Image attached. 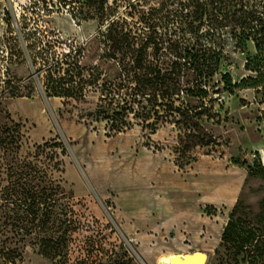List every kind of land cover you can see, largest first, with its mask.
Segmentation results:
<instances>
[{"label":"rangeland","instance_id":"1","mask_svg":"<svg viewBox=\"0 0 264 264\" xmlns=\"http://www.w3.org/2000/svg\"><path fill=\"white\" fill-rule=\"evenodd\" d=\"M243 21L264 24V0H0V185L56 191L71 225L66 264L194 253L254 264L264 178L248 166L264 165V86L231 90L257 77L246 68L255 43L240 40L260 29ZM35 58L98 68L99 85L131 102V127L114 135L88 119L99 93L50 96ZM20 264L58 263L28 245Z\"/></svg>","mask_w":264,"mask_h":264},{"label":"trees","instance_id":"2","mask_svg":"<svg viewBox=\"0 0 264 264\" xmlns=\"http://www.w3.org/2000/svg\"><path fill=\"white\" fill-rule=\"evenodd\" d=\"M67 1L69 0H63V2ZM251 19L254 22L258 17L257 15L249 17L250 22ZM240 29H260L253 35L252 31L244 30L240 40L244 45L250 40L255 43L258 55L247 63L246 68L256 73L257 77L242 79L239 83L230 85L231 90L259 89L264 86V24L251 26V23L243 21ZM219 53L215 54L216 64H220ZM34 63L40 66L41 74H45L44 86L50 96L63 98L68 105L73 102L87 103L92 96L99 93L96 96L100 101L98 111L87 115L88 119L92 118L93 122L108 121L109 130L114 135L125 133L131 127L129 118L132 110L131 102L116 99L108 87L109 81L99 85L102 72L98 68L82 67L75 62V58L71 62L58 60L54 64L44 61L38 63L35 58ZM202 68L209 77L217 72L216 67H206L205 64ZM200 92V97H207L202 89ZM86 125L92 126V124ZM10 137L11 135L6 137L1 144L10 140ZM248 173L251 177L264 178V165L255 161L248 166ZM20 179L23 178L20 177ZM60 200L56 191L45 187L41 189L39 186L35 187L26 179L18 180L6 187L0 185V264L22 263L28 245L39 247V253L45 259L58 264L67 263L71 225L67 213L63 209L60 212L57 211ZM261 212L264 214V203ZM256 247L257 255L253 257L254 264L264 260V232L260 235Z\"/></svg>","mask_w":264,"mask_h":264},{"label":"bare ground","instance_id":"3","mask_svg":"<svg viewBox=\"0 0 264 264\" xmlns=\"http://www.w3.org/2000/svg\"><path fill=\"white\" fill-rule=\"evenodd\" d=\"M206 256L201 253L186 254V255H169L162 259L161 264H181L183 259H186L189 263L193 264H205Z\"/></svg>","mask_w":264,"mask_h":264},{"label":"water","instance_id":"4","mask_svg":"<svg viewBox=\"0 0 264 264\" xmlns=\"http://www.w3.org/2000/svg\"><path fill=\"white\" fill-rule=\"evenodd\" d=\"M181 264H191V263H189L186 259H183V260L181 261ZM193 264H196V263H193Z\"/></svg>","mask_w":264,"mask_h":264}]
</instances>
